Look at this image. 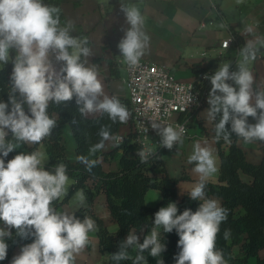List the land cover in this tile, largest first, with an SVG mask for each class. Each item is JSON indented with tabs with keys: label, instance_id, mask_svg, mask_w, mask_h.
<instances>
[{
	"label": "clouds",
	"instance_id": "9594fccd",
	"mask_svg": "<svg viewBox=\"0 0 264 264\" xmlns=\"http://www.w3.org/2000/svg\"><path fill=\"white\" fill-rule=\"evenodd\" d=\"M120 10L129 27L117 44L118 57L128 68H136L150 47L146 19L137 5L125 0H120ZM60 12V8L43 0H0V64L13 65L8 101H0V261L7 258L6 241L12 239L13 230L21 239L32 238L11 264H76L98 226L89 216L80 219L75 212L58 211L54 206V202L67 197L74 183L65 163L55 164L50 171L45 168V154L39 150L19 151L6 161L9 154L23 146L40 145L51 136L58 125L57 119L49 115L50 104L66 105L75 98L81 117L106 114L112 124H127L131 116L117 96L105 93L98 67L89 64V39L73 35L74 23L62 24ZM244 31L253 33L251 27ZM262 48L264 37L253 36L239 48L235 71L231 70V61H224L214 73L204 76L211 83L207 118L215 122L217 142L223 139L231 143L233 135L245 143L264 142V88L254 87L250 67ZM195 100L190 94L189 104ZM249 117L255 123H249ZM150 121L160 137V147L172 150L184 143L183 125ZM98 135L100 140L90 146L88 155L76 157L88 172L99 163L91 157L104 151L107 142L113 146L123 142V137L111 132L110 125H101ZM136 154L141 163H147L156 152L142 146ZM188 163L199 177L188 192L191 201H200L196 210L186 208L179 213L177 203L169 202L154 214L153 226L142 242L136 232L128 233L112 254L114 261L131 259L132 264H147L145 252L161 257L166 250L160 239L162 229L165 234L175 230L179 237L175 264H228L223 251L217 248L228 209L217 199L208 198L205 191L208 179L218 172L217 159L210 147L197 142ZM75 198L81 206L86 203L83 190H78ZM223 235L229 239L231 230L226 229ZM130 248L136 251L134 258ZM157 264L164 261L159 259Z\"/></svg>",
	"mask_w": 264,
	"mask_h": 264
},
{
	"label": "crops",
	"instance_id": "0c3cea01",
	"mask_svg": "<svg viewBox=\"0 0 264 264\" xmlns=\"http://www.w3.org/2000/svg\"><path fill=\"white\" fill-rule=\"evenodd\" d=\"M125 2L137 5L146 19L145 29L150 36V47L142 59L167 65L182 82L197 80L203 70L214 73L224 61H231L235 71L238 50L242 46L232 44L227 49H222L221 46L223 41L230 39L234 33L239 36L242 45L253 36L264 37V0H242V3H237V0H125ZM62 9L67 21H72L75 25L73 35L80 37L83 33L90 40L92 56L88 61L90 65L98 67L105 93L117 96L120 101L129 100L125 81L126 65L122 63V58L118 57L120 53L117 48L118 42L124 36V30L129 27L120 10V0H64ZM246 27H251L253 33H245ZM205 51L207 54L203 56L202 53ZM250 67L255 76L254 87L264 88V48L260 50L257 60ZM208 107L206 105L196 113L184 143L172 152L163 153L161 155L163 166L156 165L151 170L152 174L161 177L164 174L161 168L164 167L168 176L172 178L180 179L183 176L191 178L178 183V201L188 196V192L199 179L192 171L193 165L188 163L195 143L210 147L217 159L218 172L208 181L218 182L220 178L221 156L218 144L214 138L204 133V128L209 130L214 123L207 118ZM99 115L101 114L90 115L89 118ZM131 132L130 116L128 123L114 135H120L125 139ZM62 137L67 158L76 164L77 141L70 124L62 125ZM34 146H23L13 154L15 156L19 151L29 152ZM238 146L245 152L250 163L259 164L263 161L264 149L259 142L245 143L241 139ZM117 147L113 146L112 142H107L106 149L98 153V160L106 172L120 170L123 153L116 151ZM36 150L45 154L47 160L45 168L51 171L53 167L49 163L46 146L42 143ZM242 177L250 180L245 175ZM75 194L67 203L60 206L58 211L72 213L88 205L87 199L83 206L79 205ZM212 199H217L221 204V199L216 197ZM162 200L163 194L160 190L150 189L146 193L145 201L149 207L158 206ZM94 211L112 234L118 232L119 225L110 213L107 196L104 193L97 197ZM0 227H3V224ZM145 234L144 228L139 237L142 238ZM90 236V245L77 256L76 264H109V254L102 252L98 234L95 232ZM21 247L22 245H19L13 250L6 264H11ZM130 255L134 258L136 251L132 249ZM233 256L234 261L229 264H258L257 257L245 256L241 244L233 247ZM260 256L264 257V250L260 252Z\"/></svg>",
	"mask_w": 264,
	"mask_h": 264
},
{
	"label": "trees",
	"instance_id": "16d2710c",
	"mask_svg": "<svg viewBox=\"0 0 264 264\" xmlns=\"http://www.w3.org/2000/svg\"><path fill=\"white\" fill-rule=\"evenodd\" d=\"M63 1L43 0L45 4L60 8L62 24L67 21L62 9ZM234 35L238 45L243 46L239 36L235 33ZM80 37L86 36L82 33ZM12 67L11 62L5 66L0 64V101L3 102L8 101ZM205 72V70L201 71V73ZM121 102L126 105L129 111L131 110L129 100ZM206 105L209 106L208 103ZM48 112L50 116L57 119L58 125L53 129L51 136L42 142L47 148L49 163L52 167L57 163H65L68 175L74 181L67 197L54 202V206L58 210L60 206L69 201L74 193L83 190L88 205L76 211L75 215L80 219L89 216L96 222L98 226L96 233L100 238L101 250L109 254V264H132L131 259L116 262L112 259V254L119 250L118 244L127 237L129 232H136L139 236L145 228V235H147L153 226L154 214L161 207H166L169 202H176L179 213H182L186 208L195 211L199 206L200 201H191L189 196L178 201V183L183 180H191L190 177L172 178L168 176L164 167L161 168L164 172L161 177L151 173L152 168L156 165L163 166L161 155H154L147 163L140 162L136 153L142 146L136 141V134L133 130L116 149L123 153L119 171L106 172L99 162L91 172H88L83 164L72 163L66 156V147L62 137L63 124L67 123L72 127L77 141L78 156H87L90 146L100 140L98 132L101 125H110L111 132L116 134L124 124L119 122L112 124L106 114L94 118L81 117L75 98L71 102H67L66 105L50 104ZM131 123L133 125L132 118ZM249 123H253L251 117H249ZM214 127L215 122L209 130L204 128V133L206 132L208 137L215 139ZM228 127L230 129V125ZM239 140L241 139L233 135L231 143H225L223 139L219 142L216 141L221 156L220 178L218 182L207 181L206 196L221 199V206L228 209V218L221 224L217 237V248L223 251L228 264L234 261L233 247L240 244L246 257H257L258 264H264V257L260 256V252L264 250V159L259 164L250 163L245 152L238 146ZM256 142H259L264 149V142ZM38 146L30 148V151H36ZM98 153L91 158L98 159ZM13 157L12 152L6 161ZM243 175L249 177L250 180H245ZM150 189L160 190L163 194L162 202L154 208L149 207L145 201L146 193ZM101 193L107 196L110 213L119 225V230L115 234L108 230L104 221L94 211L96 199ZM226 229L231 230V236L227 240L223 235ZM159 231L161 232V242L165 244L166 250L161 257L157 258L151 257L145 252L147 264H157L159 259H162L164 264H175L174 257L179 252L177 247L179 237L175 230L166 234L162 229ZM144 236L139 237L140 242L143 241ZM6 242L9 245L7 258L0 261V264H6L13 250L19 245L24 246L31 243L32 238L21 239L15 235L13 230L12 239H7ZM131 250V248L128 250L129 253Z\"/></svg>",
	"mask_w": 264,
	"mask_h": 264
},
{
	"label": "built area",
	"instance_id": "2783aa9c",
	"mask_svg": "<svg viewBox=\"0 0 264 264\" xmlns=\"http://www.w3.org/2000/svg\"><path fill=\"white\" fill-rule=\"evenodd\" d=\"M232 44H238L234 34L230 39L223 41L221 46L222 49H227ZM206 54V51L202 53L203 56ZM231 70L234 71V67ZM126 71L125 81L129 91L132 130L136 134V141L141 146L151 147L156 155L174 151L176 147L168 150L158 145L160 137L151 128L150 120L174 127L183 125L186 128V138L194 116L206 106L211 83L210 80L204 79V76L211 73H201L193 82H182L167 65L144 59H141L136 68H128L126 65ZM190 94L196 100L189 104ZM144 127L148 128L147 132Z\"/></svg>",
	"mask_w": 264,
	"mask_h": 264
}]
</instances>
